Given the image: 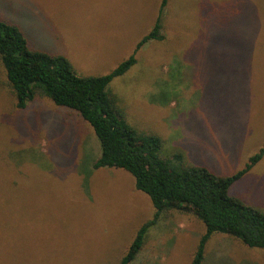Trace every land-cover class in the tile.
<instances>
[{
  "label": "rangeland",
  "instance_id": "1",
  "mask_svg": "<svg viewBox=\"0 0 264 264\" xmlns=\"http://www.w3.org/2000/svg\"><path fill=\"white\" fill-rule=\"evenodd\" d=\"M162 0H0V20L77 75L109 74L154 26ZM162 42L113 80L126 122L159 136L179 168L232 176L264 147V0H169ZM93 128L38 93L20 109L0 59V264H119L155 215L121 169H93ZM264 213V158L230 190ZM205 226L168 211L132 264H192ZM203 264H264V250L214 234Z\"/></svg>",
  "mask_w": 264,
  "mask_h": 264
},
{
  "label": "trees",
  "instance_id": "2",
  "mask_svg": "<svg viewBox=\"0 0 264 264\" xmlns=\"http://www.w3.org/2000/svg\"><path fill=\"white\" fill-rule=\"evenodd\" d=\"M168 1H161L153 28L133 54L109 74L98 77H81L67 58L30 49L17 26L0 20V59L18 107L24 109L42 93L56 106L78 113L99 139L101 153L93 169L128 172L135 179L137 191L147 195L155 209L154 218L139 229L119 264H132L144 247L149 229L173 210L192 213L205 226L192 264H203L206 245L214 234L264 250V213L230 195L232 186L264 158V147L232 176H218L206 167L185 165L183 155L175 156L181 164L175 168L159 155L161 138L135 131L126 122L118 97L109 90L114 79L137 64L139 51L151 42L165 40Z\"/></svg>",
  "mask_w": 264,
  "mask_h": 264
}]
</instances>
